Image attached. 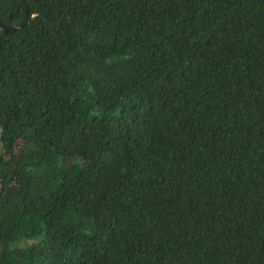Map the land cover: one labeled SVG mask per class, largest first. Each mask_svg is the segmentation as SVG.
<instances>
[{
	"label": "trees",
	"instance_id": "1",
	"mask_svg": "<svg viewBox=\"0 0 264 264\" xmlns=\"http://www.w3.org/2000/svg\"><path fill=\"white\" fill-rule=\"evenodd\" d=\"M25 1L0 264H264V0Z\"/></svg>",
	"mask_w": 264,
	"mask_h": 264
},
{
	"label": "water",
	"instance_id": "2",
	"mask_svg": "<svg viewBox=\"0 0 264 264\" xmlns=\"http://www.w3.org/2000/svg\"><path fill=\"white\" fill-rule=\"evenodd\" d=\"M18 2L20 3L21 7H22V11H23V16L21 18L20 21L12 23V24H3L0 21V28L2 32H11L13 30H15L17 27H20L22 25H24L27 20H28V9H27V4L25 0H18Z\"/></svg>",
	"mask_w": 264,
	"mask_h": 264
}]
</instances>
